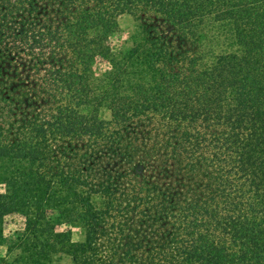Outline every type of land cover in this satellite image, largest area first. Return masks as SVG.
Here are the masks:
<instances>
[{
    "label": "trees",
    "instance_id": "16d2710c",
    "mask_svg": "<svg viewBox=\"0 0 264 264\" xmlns=\"http://www.w3.org/2000/svg\"><path fill=\"white\" fill-rule=\"evenodd\" d=\"M0 188L12 264H264V0H0Z\"/></svg>",
    "mask_w": 264,
    "mask_h": 264
},
{
    "label": "rangeland",
    "instance_id": "374dc122",
    "mask_svg": "<svg viewBox=\"0 0 264 264\" xmlns=\"http://www.w3.org/2000/svg\"><path fill=\"white\" fill-rule=\"evenodd\" d=\"M117 27L109 35V44L112 50L127 49L131 46V36L136 29V20L130 14L122 13L116 17ZM223 47L225 48V42L220 38L218 42L206 43L205 49L210 48L214 53L220 52ZM226 49V48H225ZM202 63L209 64L210 58L208 55L204 56ZM93 74L99 77L105 70L109 69V64L102 60H96L91 65ZM99 117L103 119L109 118V111L105 108L100 109ZM1 191V188H0ZM19 218H12L9 223L5 224L6 239L0 243V264H12L14 257L17 256L19 251L17 249H9L6 245V241L10 240V237L15 236V230L19 228ZM82 234L78 229H74L71 239L73 241L81 240ZM49 264H73L71 258L66 253L56 252L52 255V260Z\"/></svg>",
    "mask_w": 264,
    "mask_h": 264
}]
</instances>
